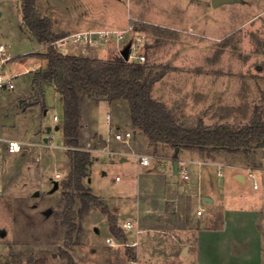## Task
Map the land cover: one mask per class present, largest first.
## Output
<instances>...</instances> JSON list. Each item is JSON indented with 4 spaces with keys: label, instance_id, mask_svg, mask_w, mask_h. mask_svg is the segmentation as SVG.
Returning <instances> with one entry per match:
<instances>
[{
    "label": "rangeland",
    "instance_id": "1",
    "mask_svg": "<svg viewBox=\"0 0 264 264\" xmlns=\"http://www.w3.org/2000/svg\"><path fill=\"white\" fill-rule=\"evenodd\" d=\"M36 8L40 16L50 18L53 33L63 36L54 45L64 54L83 53L107 62L122 57L125 46L135 43L130 52L134 57L128 62L138 63L135 57L143 55L141 64L156 72L167 71L154 84L152 98L186 126L203 120L209 128L223 124L240 128L256 114L264 121V0H241L216 9L211 0H36ZM130 25L133 31L126 33ZM101 31H125V37L123 41L113 37L92 47L71 39L77 33ZM1 47L5 53H0V65L5 75L15 76V87L0 89V137L20 142L22 149L9 154L5 165L0 196V264H68L66 254L74 264H131L128 257L109 253V222L103 209L92 205L81 213L77 192L64 187L71 172L72 149L66 145L63 120H54L55 115L62 119L63 105L54 86L46 87L44 98L35 83L47 45L39 44L24 26L21 0H0ZM86 95V107L101 102L90 101ZM126 108L102 102L93 110L94 115L90 113L94 116L90 121H96L103 135L94 125L81 130V147L89 150L94 161L91 186L86 182L84 186L108 210L103 198L135 195L138 178L133 159L121 163L117 154L109 153L117 149L141 156L155 154L148 139L135 134L129 143L115 139L116 132L135 130L128 125ZM195 152L256 172L264 165V149L249 157L243 152L210 156ZM57 175L60 188L51 194ZM257 181L259 188L253 198L262 212L264 247V176ZM37 191L40 196L34 197ZM69 196L75 202L72 218L76 226L70 235L65 226ZM48 209L53 210L49 218L44 215ZM114 217L119 223L118 216ZM2 232L6 233L3 237ZM127 243L133 247L129 240Z\"/></svg>",
    "mask_w": 264,
    "mask_h": 264
},
{
    "label": "crops",
    "instance_id": "2",
    "mask_svg": "<svg viewBox=\"0 0 264 264\" xmlns=\"http://www.w3.org/2000/svg\"><path fill=\"white\" fill-rule=\"evenodd\" d=\"M74 55L86 57L83 53ZM42 61L39 67L46 66V61ZM49 86L54 85L46 87ZM102 102L107 101L99 104ZM99 104L86 107L81 103L85 123L82 128L94 125V130L103 135L96 121L94 124L90 121ZM55 117L57 122L63 120L56 115L54 120ZM111 121L110 116L109 131ZM133 132L135 137L147 139L140 130ZM101 141L106 145V140ZM154 153L148 155L151 161L147 166L140 164L141 155L136 152L116 149L113 154L119 156L121 163L134 160L137 191L130 197L120 194L111 199L102 197L103 201L113 216H118L119 228L124 230V220H130L139 226L140 233L125 232L119 239L111 233L108 223L112 246L109 253L128 257L131 264H264L262 212L253 198L257 191L254 184L264 176V170L255 172L256 178L251 179L248 167L200 157L195 150L180 149L176 155L171 147L160 145ZM175 160L179 162L177 172ZM182 168L187 177L183 176ZM238 176H243L244 181L238 180ZM87 184L91 186V179ZM104 216L108 222L107 215Z\"/></svg>",
    "mask_w": 264,
    "mask_h": 264
},
{
    "label": "trees",
    "instance_id": "3",
    "mask_svg": "<svg viewBox=\"0 0 264 264\" xmlns=\"http://www.w3.org/2000/svg\"><path fill=\"white\" fill-rule=\"evenodd\" d=\"M21 12L23 24L30 34L39 43L47 45V51L41 54L46 66L37 72L35 83L41 88L44 98L45 87L54 85L63 103V135L67 147L72 149L71 172L64 187L77 192L82 204L81 213L90 210L92 205L102 208L108 217L110 231L116 238H123L117 219L84 186L85 182H89L94 164L92 154L81 147V103L84 94L95 103L107 101L125 105L133 128L140 130L155 150L164 145L174 150H197L208 156L215 152H243L249 157L264 149V121L258 114L249 124L240 128H232L227 124L209 128L203 120L195 126H186L178 122L164 104L152 98L153 86L165 76V69L156 72L141 63L128 62L123 57L100 62L64 54L54 45L63 36L53 33L50 18L40 16L36 0H21ZM67 202L69 206L65 226L69 228L67 234L70 235L76 228L72 218L74 198L69 196ZM66 258L68 264H74L69 255L66 254Z\"/></svg>",
    "mask_w": 264,
    "mask_h": 264
},
{
    "label": "built area",
    "instance_id": "4",
    "mask_svg": "<svg viewBox=\"0 0 264 264\" xmlns=\"http://www.w3.org/2000/svg\"><path fill=\"white\" fill-rule=\"evenodd\" d=\"M130 31H133V26L130 25L128 27V29L126 30V33H129ZM125 32V31H124ZM123 32V33H124ZM123 33H114L111 31H101V32H84V33H77L75 35H73L71 37V39L74 41V43L76 44H80L81 46L84 47H92V46H96L98 45L97 43H105V42H109L110 39H112L113 37H115L117 39V41H123L124 40V34ZM136 45L131 44V50L135 49ZM5 47H1L0 48V53H5L4 52ZM134 55L132 53H130V57L129 60H131V58H133ZM138 61V63H143L145 61V57L143 55L137 56L135 57ZM14 80H15V76H7L4 74V70L3 67L0 65V89H14ZM107 119L110 120V115L107 116ZM55 120L57 121L58 118L55 117ZM134 132L133 131H128V132H116L115 134V139L119 142L122 143H129L132 138H133ZM22 149V144L16 140H11L8 138H3L0 137V196L3 193L4 190V173H5V165H6V161H7V157L9 154L12 153H20ZM110 155H113L114 153L110 152ZM151 161V157L148 155L145 156H140L139 157V162L141 165L147 166L150 164ZM256 169H249V178L251 179H255V171ZM262 170H264V165ZM182 174L184 177H187L186 174V170L185 168H182ZM60 176L57 175L56 179H59ZM254 188L258 189L259 188V184L257 182H255L254 184ZM124 231L126 233H131V232H136V233H140V229L139 226L130 220H125L124 222Z\"/></svg>",
    "mask_w": 264,
    "mask_h": 264
},
{
    "label": "water",
    "instance_id": "5",
    "mask_svg": "<svg viewBox=\"0 0 264 264\" xmlns=\"http://www.w3.org/2000/svg\"><path fill=\"white\" fill-rule=\"evenodd\" d=\"M237 2H241V0H211V6L212 8L216 9V8H219L223 5H227V4H234V3H237ZM130 52H131V44H128L127 46H125V48L123 49V51L121 52L122 54V57L124 58V60L128 61L129 60V57H130ZM56 130H59V127L57 126L56 127ZM180 149L179 148H176L175 149V153L176 155H178ZM178 168H179V162L177 160H175L174 162V169L175 171L177 172L178 171ZM238 180L240 181H244V178L243 176H238L237 177ZM60 188V183L59 181H53V188L50 190L49 193H55L56 191H58ZM40 196V192H35L34 193V197H39ZM53 214V210L52 209H48L44 212V215L46 217H50L51 215ZM123 219H125V216H123ZM6 233L5 232H2L1 233V236H5Z\"/></svg>",
    "mask_w": 264,
    "mask_h": 264
}]
</instances>
